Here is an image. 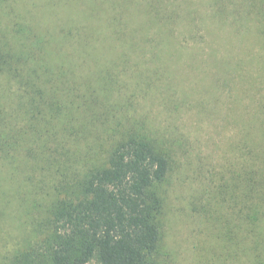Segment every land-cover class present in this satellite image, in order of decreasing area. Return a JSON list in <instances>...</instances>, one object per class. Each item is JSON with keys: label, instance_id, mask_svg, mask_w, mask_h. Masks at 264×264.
Masks as SVG:
<instances>
[{"label": "trees", "instance_id": "16d2710c", "mask_svg": "<svg viewBox=\"0 0 264 264\" xmlns=\"http://www.w3.org/2000/svg\"><path fill=\"white\" fill-rule=\"evenodd\" d=\"M186 4L0 0V241L21 237L0 264H161L174 149L130 114L120 72L132 53L160 61L183 49L186 18L210 19L228 42L213 63L216 88L262 92L240 119L241 161L213 191L210 235L222 258L210 264H264V0ZM92 57L98 65L86 72ZM132 74L141 88L144 73Z\"/></svg>", "mask_w": 264, "mask_h": 264}, {"label": "rangeland", "instance_id": "374dc122", "mask_svg": "<svg viewBox=\"0 0 264 264\" xmlns=\"http://www.w3.org/2000/svg\"><path fill=\"white\" fill-rule=\"evenodd\" d=\"M183 2L187 3L184 5L187 9L193 2L202 11L207 0ZM207 20L203 21V27L198 19L196 23L190 18L183 20L184 46L179 52L163 54L160 61L151 53H132L129 66L120 72L127 97L134 103L130 114L146 120V127L169 136L174 149V169L167 184L161 264H210V259L222 258L218 257L220 240L210 235L211 210L219 209L213 191L229 177L230 169L239 165L242 149L233 147L244 137L240 119L253 111L250 101L258 100L262 93L256 90L247 95L244 91L248 89L241 82L238 85L230 81L216 88L220 72L213 63L227 55L226 40H218L211 34L216 29L210 28V19L208 23ZM1 21L2 28L9 23L7 16ZM80 23L82 28L88 26L86 19L81 18ZM97 23L95 19L92 25ZM243 50L238 47L234 52L238 59ZM107 55L112 57L110 52ZM89 62L90 69L86 72L95 71L98 61L92 57ZM251 66L257 70L256 64ZM138 71L144 73V77H139L140 81L143 78V88L136 86L135 90L130 86L131 78ZM10 229L6 227V231ZM20 238L0 241V252L13 249Z\"/></svg>", "mask_w": 264, "mask_h": 264}]
</instances>
